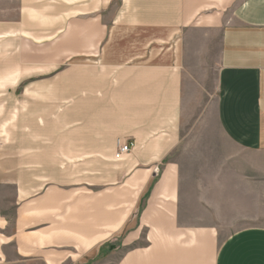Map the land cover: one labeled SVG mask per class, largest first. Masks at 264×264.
<instances>
[{
  "label": "crops",
  "instance_id": "crops-1",
  "mask_svg": "<svg viewBox=\"0 0 264 264\" xmlns=\"http://www.w3.org/2000/svg\"><path fill=\"white\" fill-rule=\"evenodd\" d=\"M187 1L20 0L26 39L45 38V45L73 22L72 45L53 49L59 56L85 58L75 69L85 72L84 97L72 110L83 125L70 129V144L74 137L75 149L83 152L85 174L69 178L84 182L85 190L42 187L34 195L30 178L0 180L17 187L14 225L0 212V264H94L113 242L126 249L116 264H264V227L221 241L213 226L182 222L181 164L175 161L190 89L202 102L199 118L207 112L203 80L215 35L216 122L235 151L264 154V0H237L221 26L193 30L181 27L188 21L182 9ZM43 22L64 28L54 33L53 25L40 27ZM12 34L11 22L4 21L0 40ZM118 141L134 144L122 161L114 158ZM244 163L258 170L248 159ZM109 178L122 180L134 198L112 220L102 192L95 207L93 202V183L103 188ZM34 197L36 205L29 203Z\"/></svg>",
  "mask_w": 264,
  "mask_h": 264
},
{
  "label": "rangeland",
  "instance_id": "rangeland-1",
  "mask_svg": "<svg viewBox=\"0 0 264 264\" xmlns=\"http://www.w3.org/2000/svg\"><path fill=\"white\" fill-rule=\"evenodd\" d=\"M236 1L188 0V7L182 8L188 21L181 27L189 26L188 30H193L196 26H221L223 16ZM180 12L174 6V15L179 16ZM21 19L20 0H0V28L4 21L11 22L13 27L12 37L0 40V180L30 178L34 195L42 187L47 191H84V182H69V178L80 180L85 174L83 152L75 149L74 137L70 144V129L74 131L75 126L83 125V122L76 123L78 120L72 110L78 105L76 99L84 97L85 72L75 69L85 63V58L59 56V50L53 49L63 42L72 45L75 38L69 36L74 31L73 22L65 29L67 32L60 33L54 40L46 38V44L42 45L45 38L26 39L25 32H21ZM56 24L43 22L40 27L46 29L53 25L54 33L55 29L64 28L63 23ZM173 29L176 31L175 27ZM39 33L43 35L44 30ZM195 40L189 38L190 43ZM217 42L215 35L210 40L211 49L214 48L210 54V69L203 80L207 112L204 118H199L202 102L198 92L190 89L182 121L183 140L178 152L181 153L175 161L181 164L182 222L213 226L223 241L242 229L264 227V154L246 155L235 151L216 122ZM246 159L257 164L258 170L243 165ZM54 176L61 181L43 183L39 180ZM93 185L94 207L100 202L102 192L106 196L103 202L108 201L110 220L116 218L118 209L133 202L131 190L124 187L122 180L109 178L103 188L99 182ZM16 195L15 184L0 181V212L12 225L17 216ZM35 198L29 203L36 205ZM113 243L103 247L100 259L94 264H116L126 249ZM145 245V239L140 241L139 246Z\"/></svg>",
  "mask_w": 264,
  "mask_h": 264
},
{
  "label": "built area",
  "instance_id": "built-area-1",
  "mask_svg": "<svg viewBox=\"0 0 264 264\" xmlns=\"http://www.w3.org/2000/svg\"><path fill=\"white\" fill-rule=\"evenodd\" d=\"M133 150H134V144L123 143L121 141H118L117 150L115 152L114 158L116 161H122L127 156H129Z\"/></svg>",
  "mask_w": 264,
  "mask_h": 264
}]
</instances>
